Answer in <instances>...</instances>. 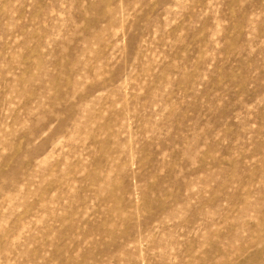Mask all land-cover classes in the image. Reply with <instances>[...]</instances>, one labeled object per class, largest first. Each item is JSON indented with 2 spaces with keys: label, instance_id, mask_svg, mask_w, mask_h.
<instances>
[{
  "label": "rangeland",
  "instance_id": "obj_1",
  "mask_svg": "<svg viewBox=\"0 0 264 264\" xmlns=\"http://www.w3.org/2000/svg\"><path fill=\"white\" fill-rule=\"evenodd\" d=\"M0 264H264V0H0Z\"/></svg>",
  "mask_w": 264,
  "mask_h": 264
}]
</instances>
